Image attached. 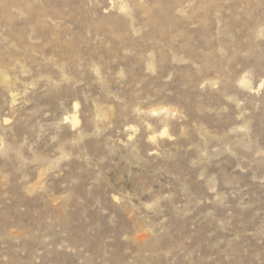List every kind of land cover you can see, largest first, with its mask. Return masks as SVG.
Instances as JSON below:
<instances>
[{
	"label": "rangeland",
	"instance_id": "obj_1",
	"mask_svg": "<svg viewBox=\"0 0 264 264\" xmlns=\"http://www.w3.org/2000/svg\"><path fill=\"white\" fill-rule=\"evenodd\" d=\"M0 264H264V0H0Z\"/></svg>",
	"mask_w": 264,
	"mask_h": 264
},
{
	"label": "bare ground",
	"instance_id": "obj_2",
	"mask_svg": "<svg viewBox=\"0 0 264 264\" xmlns=\"http://www.w3.org/2000/svg\"><path fill=\"white\" fill-rule=\"evenodd\" d=\"M73 122L76 124L78 123L77 119L76 118H73Z\"/></svg>",
	"mask_w": 264,
	"mask_h": 264
}]
</instances>
